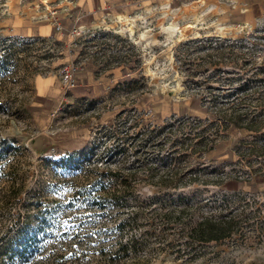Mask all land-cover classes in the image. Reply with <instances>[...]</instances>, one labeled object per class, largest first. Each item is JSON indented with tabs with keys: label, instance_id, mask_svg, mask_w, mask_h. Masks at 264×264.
<instances>
[{
	"label": "rangeland",
	"instance_id": "374dc122",
	"mask_svg": "<svg viewBox=\"0 0 264 264\" xmlns=\"http://www.w3.org/2000/svg\"><path fill=\"white\" fill-rule=\"evenodd\" d=\"M16 41L0 68V264H264V156L248 153L264 130L214 134L230 104L264 120V0H0V53ZM206 126L213 149H192ZM153 164L183 183L158 189ZM112 172L143 180L126 204L97 194ZM154 196L249 219L195 249L153 234L116 258L118 222Z\"/></svg>",
	"mask_w": 264,
	"mask_h": 264
},
{
	"label": "trees",
	"instance_id": "16d2710c",
	"mask_svg": "<svg viewBox=\"0 0 264 264\" xmlns=\"http://www.w3.org/2000/svg\"><path fill=\"white\" fill-rule=\"evenodd\" d=\"M17 43L19 42L16 41V43H7L5 45L4 53H0V68L7 64L6 60L9 58L8 55L5 54L6 49L11 50V52H15L16 49L20 48L16 45ZM21 45L23 46L24 44ZM6 46H8V48H6ZM117 55V57H120V54L117 53ZM121 62L122 59L120 60L117 58L116 63ZM217 114L218 120L215 124L216 128L214 134H217L221 128L224 130L232 128L238 131L247 129L254 133H259L264 130V120L260 121L254 116L250 117L248 114L242 112L241 109L237 108V105L230 104L227 107H221L218 109ZM198 123L201 124L203 121L199 119ZM171 126H173V124ZM166 127L167 126H163L161 128L155 127L150 131L145 130L144 134L157 133L156 137H158L164 132ZM186 127V123L180 121L177 127H171L170 129L172 132H177L178 130ZM208 129L209 128L206 126L198 133L200 135L202 134L201 136L203 139L207 141H195V143L192 144V149H197V147H208L209 141L211 146H209L208 149H213L216 139L213 136L214 134L206 137L203 134ZM155 143L158 144V146L163 144L161 141ZM250 147L252 148H249L248 153L254 152L259 156H264V144H255ZM250 150L252 151L249 152ZM237 152L240 154L238 150ZM149 167L153 170L150 174L153 177L152 179H156L157 177V180H153L151 183L156 185L158 189H178V185L183 183H178V181L184 179V174L180 173L176 166L171 165L160 168L159 166L153 164ZM259 174L262 176V173ZM108 176L111 177L110 179L112 185L109 187L105 186L104 183L102 184V178H100L98 181L100 188L98 189L97 194L102 201L112 202V205L113 202L116 205H120L122 203L126 204L130 198L134 199L136 197V190L139 188L141 181H143L139 179L136 173L127 172V174H120L112 172ZM194 180H196V178H194ZM251 185L255 188L257 184L253 183ZM102 201L99 202L100 207H103L104 205ZM180 202L182 203L171 204L162 200L160 196H154L151 197V200L148 201V203H141L140 205H137L136 210L128 215L127 220H122L117 224V230L121 233V237L118 249L115 252L117 257H115L119 258L121 255L129 256V253L131 252L137 253L143 246V239L153 234L156 239L163 234H166L168 237H175L177 235L184 236L183 238L185 239L187 246L195 249L197 246L202 244L212 241H221L223 239L230 238L237 233H242L240 232V227H242V218L247 220L249 219L246 215L245 209L236 212L229 211L220 215H202L198 219H193L192 216L197 214L196 212L199 209L200 204L198 202L184 200L183 198L180 199ZM145 208L148 209L151 218H148L145 220L146 222H143V219H145V210L143 209ZM186 219H188V222L185 221ZM129 224L131 228L141 229L140 237L135 235L131 238L128 237V239L124 238L123 232ZM197 254L195 252L194 256H197Z\"/></svg>",
	"mask_w": 264,
	"mask_h": 264
},
{
	"label": "bare ground",
	"instance_id": "6f19581e",
	"mask_svg": "<svg viewBox=\"0 0 264 264\" xmlns=\"http://www.w3.org/2000/svg\"><path fill=\"white\" fill-rule=\"evenodd\" d=\"M43 88V87H42Z\"/></svg>",
	"mask_w": 264,
	"mask_h": 264
}]
</instances>
